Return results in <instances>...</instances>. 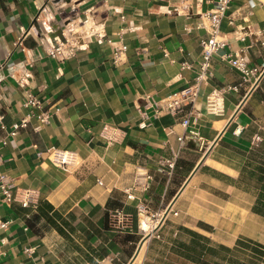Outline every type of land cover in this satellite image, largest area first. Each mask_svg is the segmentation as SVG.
<instances>
[{
    "label": "crops",
    "instance_id": "crops-1",
    "mask_svg": "<svg viewBox=\"0 0 264 264\" xmlns=\"http://www.w3.org/2000/svg\"><path fill=\"white\" fill-rule=\"evenodd\" d=\"M215 1L0 0V169L39 193L35 206L0 193V221H10L0 226V264H198L181 253L195 233L239 260L240 249L250 256L254 243L264 246V0L232 1L222 23L228 45L214 56L195 103L140 126L145 97L160 99L195 77L204 13ZM38 14L43 23L33 24ZM65 25L66 54L51 58L43 45ZM122 42L128 48L115 61ZM241 49L263 69L256 82L244 83L224 58ZM27 90L52 116L47 123L32 117L12 135L29 112ZM214 91L217 111L208 107ZM105 124L122 133L111 145L100 135ZM50 147L76 151L80 163L55 165ZM140 203L172 211L161 237L144 241L134 258L147 221Z\"/></svg>",
    "mask_w": 264,
    "mask_h": 264
},
{
    "label": "built area",
    "instance_id": "built-area-1",
    "mask_svg": "<svg viewBox=\"0 0 264 264\" xmlns=\"http://www.w3.org/2000/svg\"><path fill=\"white\" fill-rule=\"evenodd\" d=\"M233 0H216L215 5L212 9L204 13V17L207 20V24L203 26L207 31V36L201 39L202 46V58L199 62V67L196 71L195 77L188 82L179 91L170 93L160 99H155L150 96L144 98V102L139 105V113L141 116L140 126L145 127L147 125L148 119L151 115L158 116L163 112L178 113L182 111L185 104H194L196 98L199 94L200 87L203 83L207 82L212 74L213 58L216 53L228 45V39L223 35L222 23L227 16V12L231 6ZM43 23L41 14L34 17L33 24ZM68 29L67 25L62 28V36H57L55 41L44 44V52L51 58H64L66 54L67 46L71 40V37L66 34ZM193 32V30H191ZM28 31H24L22 36L19 37L18 45L23 43V40L28 35ZM111 41V40H110ZM128 46L126 43H120L114 48V60L118 61L121 59L123 54L126 52ZM224 58L229 62V64L237 69L241 75L244 83L256 82L263 73V69L257 65H251L250 59L244 50H239L237 52H227L224 54ZM183 67H190L187 62L182 63ZM21 83L24 82V77L19 80ZM232 89H237V86L231 87ZM218 98L219 95L216 91L211 93L208 98V107L211 111H217L218 109ZM24 105L28 109V114L23 117L20 121L14 122L10 130V134L16 135L21 128L28 125L32 117H35L40 123H47L52 116L49 109L43 106L41 98L32 91L27 90L24 98ZM4 113L0 110V127H5L4 123ZM182 124L188 126L190 119L189 117H184L182 119ZM194 135L197 134L195 131H191ZM101 137L105 140L107 145H111L118 141L122 135L119 127L114 125L105 124L100 132ZM186 139V134L179 136V140L184 145ZM5 142V141H4ZM48 156L51 161L59 166L66 169L79 164L80 158L76 151L70 149H64L60 147H50L47 150ZM165 162L174 168V159H165ZM172 171L169 170L168 173ZM102 183V181H100ZM148 184L144 187L147 188ZM0 193L1 197L6 202L17 201L23 206H35L38 202L39 193L33 188H20L14 183V179L5 171L0 169ZM128 196H132L129 194ZM168 205L155 212H149L148 207L144 203H140L138 206V211L140 214L147 219L149 223V229L143 230V238L150 236L155 238L161 237L160 229L165 221L169 212L172 211L170 208L168 210ZM176 214L177 211H174ZM10 221H0L1 227H6ZM2 253L0 252V255Z\"/></svg>",
    "mask_w": 264,
    "mask_h": 264
},
{
    "label": "trees",
    "instance_id": "trees-1",
    "mask_svg": "<svg viewBox=\"0 0 264 264\" xmlns=\"http://www.w3.org/2000/svg\"><path fill=\"white\" fill-rule=\"evenodd\" d=\"M194 236L195 239L192 241L190 248H188L187 251H182L181 253L186 255L188 258H191V260L197 262L198 264H212V262L206 258V254L211 256L209 259L212 260L214 264H257L254 261L258 260L261 262L264 260L262 258L264 255V250L262 248H264V246L258 242L251 246V251L254 255L247 256V251L240 249V251L244 252L247 257H240L239 260L236 257L237 253H232V251H230L231 249L227 246L221 245L220 248L222 251H218L215 247L206 246L204 242L202 243L200 239H203V237L200 234L195 233ZM240 244L245 249H249L250 245L248 243L241 241Z\"/></svg>",
    "mask_w": 264,
    "mask_h": 264
},
{
    "label": "water",
    "instance_id": "water-1",
    "mask_svg": "<svg viewBox=\"0 0 264 264\" xmlns=\"http://www.w3.org/2000/svg\"><path fill=\"white\" fill-rule=\"evenodd\" d=\"M44 6H45V5H44ZM171 206H172V205H169L168 208L170 209ZM169 209H168V210H169ZM149 237H150V236L144 237V238L141 240V244H140L139 248L137 249V252H136L134 258L138 255V253H139V251H140V249H141L142 244L144 243V241H146Z\"/></svg>",
    "mask_w": 264,
    "mask_h": 264
},
{
    "label": "rangeland",
    "instance_id": "rangeland-1",
    "mask_svg": "<svg viewBox=\"0 0 264 264\" xmlns=\"http://www.w3.org/2000/svg\"><path fill=\"white\" fill-rule=\"evenodd\" d=\"M142 219L144 220L145 218L142 217ZM143 223H144V221H143ZM239 255H240L241 258L247 257L244 252H240ZM254 262L257 263V264H260V261H258V260L254 261ZM248 264H250V263H248Z\"/></svg>",
    "mask_w": 264,
    "mask_h": 264
},
{
    "label": "bare ground",
    "instance_id": "bare-ground-1",
    "mask_svg": "<svg viewBox=\"0 0 264 264\" xmlns=\"http://www.w3.org/2000/svg\"><path fill=\"white\" fill-rule=\"evenodd\" d=\"M142 229H149V223L147 221H144Z\"/></svg>",
    "mask_w": 264,
    "mask_h": 264
}]
</instances>
